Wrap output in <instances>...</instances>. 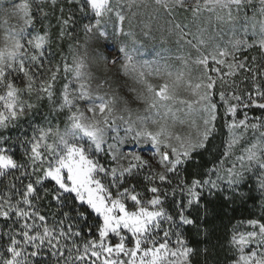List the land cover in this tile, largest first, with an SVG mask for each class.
<instances>
[{"label":"snow or ice","instance_id":"obj_1","mask_svg":"<svg viewBox=\"0 0 264 264\" xmlns=\"http://www.w3.org/2000/svg\"><path fill=\"white\" fill-rule=\"evenodd\" d=\"M51 2L55 4L56 0ZM70 3L89 21L83 26L86 36L91 37L95 30L97 40L107 38L108 23L115 18V32L127 36L132 46L122 44L118 56L109 60L100 53L91 56L86 40L82 45L70 46V60L62 57L61 63L53 64L50 61L54 57L48 56L49 33L34 35L28 31L35 19L32 4L29 0L11 4L20 27L6 30L4 46L0 47V129L16 126L35 107L22 98L33 93L37 100L46 98L56 113L66 116V121L63 130L51 122L47 126L34 123L31 132L26 131L18 138L23 163L14 158L8 138H0V178L15 176L28 180L22 189L9 182L7 191L0 193V219L8 222L7 231L0 230L3 241L0 264H35L45 251L54 264H191L195 250L188 245L182 228L194 225L195 221L184 215L185 207L199 205L205 190L209 193L222 190V183L235 188L254 168L259 170V187L264 190V64L257 65L254 56L251 64L247 59H237L239 52L254 47L264 57V0H259V8L253 7L251 16L247 8L253 0H154L157 8L169 15L176 8L192 5L194 18L207 13L208 24L224 26L219 29L220 37L229 34L223 46L210 45L204 39L206 29L193 34L186 31V25H173L179 40L198 53L193 63L201 73L195 79L184 71L175 74L169 71L167 50L156 52L153 60L137 59L142 55L136 46L139 41L133 32H124L126 17L118 0H70ZM70 23L75 31L72 15L60 21L59 39L64 38V28ZM249 34L255 38L251 43L246 38ZM179 59L187 67V59L183 56ZM101 64L105 71L108 65L119 67L112 76L100 79L90 67ZM152 75L174 79L172 84L165 80L153 85L148 80ZM237 76H241V82L251 81V88L243 94ZM122 77L141 86L146 95ZM58 79L63 81L60 89L55 87ZM94 79L98 81L95 87ZM20 81L24 82L22 88L18 87ZM181 82L189 98H177L175 85ZM122 90L146 103L147 115L133 119L127 100L125 107L118 110L117 97ZM173 103L183 105L186 115L201 117L203 130L198 131L195 139L172 131L177 123L183 124L178 115L182 109L174 111L170 106ZM219 108L224 109L221 118L229 137L225 157L249 133L251 137L229 167H223L225 162L221 160L220 167L209 170L207 179L194 177L188 181L181 170L193 153L206 148L216 130ZM253 108L261 110L259 116L249 117ZM120 111L127 116L119 114ZM101 153L108 156L109 165L96 158ZM149 154L151 161L145 158ZM221 171L225 174L221 175ZM142 172H146L143 178L151 193L146 200L135 185L123 187L127 178ZM174 177H180L175 185ZM46 182L52 185L51 189L45 187ZM165 185H172L171 191ZM177 193L186 199L176 202L178 217L174 218L165 209L164 201ZM49 194L58 209L68 207V201L90 209L98 222L89 226L88 233L91 237L94 229L95 238L83 240L67 211L60 213L61 219L49 223L48 216L39 209V201ZM72 211L79 219H88L79 207ZM112 238L117 242L113 244ZM229 243L233 249L231 264H264V217L233 225Z\"/></svg>","mask_w":264,"mask_h":264},{"label":"trees","instance_id":"obj_2","mask_svg":"<svg viewBox=\"0 0 264 264\" xmlns=\"http://www.w3.org/2000/svg\"><path fill=\"white\" fill-rule=\"evenodd\" d=\"M15 2H20V0H0V47L4 46V35L5 31H11L13 29H18L20 27L19 17L15 15L11 9V4ZM257 3V2H255ZM253 7L251 5L247 8V14L252 15ZM7 9V11H6ZM123 14L126 19L123 24L124 32H133L136 36L139 44L136 45L140 48L142 55L138 56L137 59L141 60H153L155 59V53L162 50H167V55L169 59L167 63L169 65V71L174 74L177 71H184L185 73H190L191 77L195 79L201 73V69L196 66L193 61L197 58L198 53L196 50L185 44L183 40H179L177 31L174 29L173 25L179 23L182 27L187 26L186 31H190L193 34H199V24L196 20L186 17L181 8H176L173 10L172 14L169 15L165 13L162 9L157 10L156 13L150 14L146 11L145 14L140 12L136 7L133 11L129 13L131 5L126 2L123 7ZM134 14V15H133ZM243 11L240 13L242 16ZM7 20V24L4 21ZM88 21L87 18L79 12L75 15V31L72 32V38L69 41L73 47L82 45L88 40V51L91 56H95L100 53L108 57L109 60L113 59L111 53L114 54V58L118 56L119 47L127 43L131 45L130 39L122 34L115 32L113 25L115 24V18H113L107 26L108 37L100 38L97 40L95 36V30L91 37L85 35L83 30L84 24ZM38 21L34 20L32 27L28 29L29 32L35 34H42L41 30H36ZM147 26V27H146ZM224 27L219 25V28ZM34 29V31H33ZM225 33H227V28H224ZM148 32L145 36L144 33ZM191 39V36L187 37ZM230 38L229 34H225L222 37L219 36V30H207L204 35V39L209 42V44L220 43L221 46L226 43ZM251 43L255 39L251 34L246 37ZM179 40V42H178ZM195 43V42H194ZM108 45L115 49L111 51ZM203 50V49H201ZM49 57H54L50 62L54 64L56 61V54L54 47L50 44V49L48 53ZM71 56V54H70ZM185 57L188 64L185 67L183 61L179 57ZM256 57L257 65L264 64V57L261 56L260 50L257 47L242 50L237 54V59L244 60L247 59L249 64H251L252 57ZM49 63L48 60L45 61ZM119 65L110 66L108 65V71L102 68L90 67L94 76L100 79H106L112 76L113 73L117 72ZM115 77H113L114 79ZM122 79H128L122 77ZM173 78L168 77H157L155 75L148 76V80L153 85H159L167 80L170 84L173 82ZM237 84L239 85L240 93L251 88V81L241 82V76L235 77ZM97 80H93L92 84L95 87ZM24 82L20 81L18 87H23ZM128 84L131 87H135L138 92H144L146 95V90L141 86L136 85L133 81L128 79ZM217 92L220 91L219 82L217 85ZM123 97L124 99H120ZM135 94L130 93L126 90H122L118 94V110H122L125 107L124 101L127 100V107L132 111L133 119L137 115H147L144 109L147 107L146 103L141 100L134 98ZM28 102L33 103L35 107L26 112L25 115L17 122L16 126H9L7 129L2 130V136L0 138H8V146L13 149L14 158L18 162L23 163V149L19 147L18 138L22 137L24 133L31 132L33 124H39L41 126H47L48 122L52 125L59 126L61 130L65 127L66 116L64 114L56 113L53 108L54 105H50L47 99L37 100L36 94L33 93L31 97H22ZM184 99V98H181ZM218 102V97H216ZM175 111L176 108L182 109L178 114L179 119L183 121V124L177 123L175 127L172 128L173 132H178L182 136H191L193 139L196 138L198 131L203 130L202 119L197 114L186 115L183 111V105L178 103H173L170 105ZM83 107V105H81ZM224 109L219 108L218 118L215 122L216 130L212 133L207 141V146L204 149H200L193 153L192 159L184 166L181 170V175L186 178V180L191 181L192 178H208V172L214 167H220V161H225L224 153L227 151V141H228V130L225 126V121L223 118ZM252 115H257L261 113V110L253 108L250 110ZM119 114L127 116V113L120 111ZM119 123V121H118ZM171 123V120L169 121ZM150 127H155L151 126ZM123 135V132H121ZM101 163L106 166L110 164V160L106 154H98L96 157ZM150 159L151 155L145 157ZM146 172L134 175L127 178L123 187H129L130 185H135L136 190L142 194V199H148L151 193L147 191L149 185L144 180V175ZM224 175L223 171L220 172ZM18 175V174H16ZM180 177L173 178V185L177 184ZM215 174L212 175V179H215ZM21 180L23 183H21ZM9 182L16 183L17 188L22 189L23 184L28 182L27 179H16L15 176H9L7 178H2L0 180V193L7 191V186ZM45 187L51 189L52 185L48 182L45 183ZM166 188L171 191L172 185H165ZM222 190H213L211 193L205 190L200 198L199 205H193L192 207H185L184 215L195 221L194 225H185L182 228L183 235L188 240V245L192 247L195 251L191 258V264H231L233 258V249L229 243L233 225L237 224L239 221H246L248 219H260L264 217V194L261 193L257 185L252 182L242 181L235 188H229L226 183L221 184ZM15 199V197H13ZM186 198L181 196L179 193L175 197L168 196L164 201L165 209L173 215V217H178V208L176 207L177 201H183ZM184 207V205H181ZM74 207H79V210L84 212L85 216L88 217L86 220H81L77 217L76 212L72 211ZM128 207L132 210L133 205L129 201ZM39 209L42 214L48 216L49 223H52L53 219H61L60 213L62 211L70 212L72 217V223L75 227L79 228L82 233L83 240L89 238H95V230L93 229V234L89 235L88 228L98 222V220L91 213L90 209L86 206H79L76 201H68V207L63 209H58L56 207L55 201H52L51 195L44 196L39 201ZM8 222L0 219V230L7 231L5 225ZM65 223H68L66 220ZM6 239V237H5ZM117 239L112 238V243H116ZM3 243V241H0ZM35 264H54L53 259L49 256L48 252L45 251L42 257L36 259Z\"/></svg>","mask_w":264,"mask_h":264},{"label":"rangeland","instance_id":"obj_3","mask_svg":"<svg viewBox=\"0 0 264 264\" xmlns=\"http://www.w3.org/2000/svg\"><path fill=\"white\" fill-rule=\"evenodd\" d=\"M29 2L32 4V14L35 17L34 20L38 21L36 30H41L42 34L44 32H47L50 35V38H51L50 44H52V46L54 47V51L56 54V61L54 62V64L61 63L62 57H67L70 60L71 52L69 49H70V46H73V45L69 41H71L70 39L72 38L71 31H72L73 25L70 23L68 26L64 28L65 35H64V38L61 40L58 38L59 30L61 28L60 21L63 19H67L69 15H72L73 19L75 20V15L79 14V11L77 10V6L74 3H70V0H56L55 4H53L51 0H29ZM114 2H116V0H114ZM118 2L122 7L126 2H129L131 5V9H129V13L133 11L134 7L140 10L142 14L143 13L145 14L146 11H149L150 14H154L157 12V10H160L155 5L154 0H118ZM253 5H255L256 8H259L260 6L259 0H253ZM38 9H40L41 11H38ZM181 10H182V13L186 17H189L198 22L200 30L201 29L219 30L218 29L219 25H216L215 23H212V24L207 23V17H208L207 13H202L199 19L194 18L193 12H192V5H189L187 8H181ZM88 22L89 21H87L86 23ZM83 30H84V27H83ZM111 55L114 58V54L111 53ZM110 66H113V65H110ZM91 67L95 69L96 68L104 69L103 64L99 66L92 65ZM106 71H108V67ZM62 83L63 81L58 79L55 85L56 89H60ZM175 94L178 99L189 98V92L186 89L183 82L175 85ZM259 115L260 113L257 114L256 116H259ZM253 116L255 115H252L249 111V117H253ZM238 118H239V114H238ZM2 130L3 129H0V137L2 136L1 135ZM250 137H251V133H249L248 137L245 138L244 142H242L239 145H236L232 149V153L228 157H225V161H224L225 163L223 167L226 168L231 165V162L234 159L235 155H239L241 153L242 148L247 146ZM259 175H260L259 170L254 168L252 172L245 174V179L243 181L244 182L252 181L260 189ZM1 179L2 178H0V180ZM260 191L261 193L264 194V190L260 189Z\"/></svg>","mask_w":264,"mask_h":264}]
</instances>
